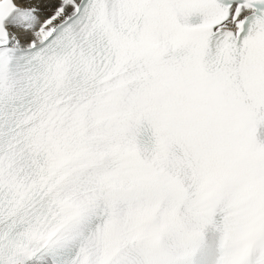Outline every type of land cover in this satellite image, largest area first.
Segmentation results:
<instances>
[{
  "label": "snow or ice",
  "instance_id": "6c2138e0",
  "mask_svg": "<svg viewBox=\"0 0 264 264\" xmlns=\"http://www.w3.org/2000/svg\"><path fill=\"white\" fill-rule=\"evenodd\" d=\"M0 264H264V0H0Z\"/></svg>",
  "mask_w": 264,
  "mask_h": 264
}]
</instances>
